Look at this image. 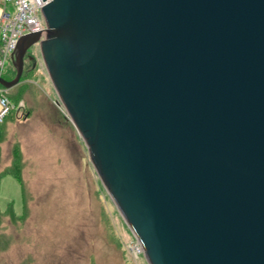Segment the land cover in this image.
Instances as JSON below:
<instances>
[{
  "label": "water",
  "instance_id": "1",
  "mask_svg": "<svg viewBox=\"0 0 264 264\" xmlns=\"http://www.w3.org/2000/svg\"><path fill=\"white\" fill-rule=\"evenodd\" d=\"M37 47L147 264H264V0H42Z\"/></svg>",
  "mask_w": 264,
  "mask_h": 264
},
{
  "label": "rangeland",
  "instance_id": "2",
  "mask_svg": "<svg viewBox=\"0 0 264 264\" xmlns=\"http://www.w3.org/2000/svg\"><path fill=\"white\" fill-rule=\"evenodd\" d=\"M24 66L19 84L6 93L19 111L0 129V174L19 168L24 202L18 181L2 177L0 210L12 204L22 217L0 218V264H147L143 255L135 257L134 237L84 142L56 105L37 47L28 51ZM15 75L9 60L2 78Z\"/></svg>",
  "mask_w": 264,
  "mask_h": 264
},
{
  "label": "built area",
  "instance_id": "3",
  "mask_svg": "<svg viewBox=\"0 0 264 264\" xmlns=\"http://www.w3.org/2000/svg\"><path fill=\"white\" fill-rule=\"evenodd\" d=\"M45 6L42 0H2L0 6V77L6 63L15 59L19 40L27 35L46 30L41 9ZM7 90L0 86V123L3 122L16 106L6 96ZM59 108L58 104H56ZM135 257L143 255L140 244L135 240L132 246Z\"/></svg>",
  "mask_w": 264,
  "mask_h": 264
},
{
  "label": "trees",
  "instance_id": "4",
  "mask_svg": "<svg viewBox=\"0 0 264 264\" xmlns=\"http://www.w3.org/2000/svg\"><path fill=\"white\" fill-rule=\"evenodd\" d=\"M8 81H10V80H8ZM12 102V101H11ZM15 106H16V104H15V102H12ZM19 111V109L17 110V109H14L11 113H10V115L3 121V122H1L0 123V129H1V127L3 126V124H4V122H6L9 118H11L12 117V115L15 113V112H18ZM22 117H27V115L25 114H23V116ZM15 162H16V164H18V160H15ZM19 170V168H15V169H13V170H6V171H4V172H2L1 174H0V180H1V178L2 177H5V176H11V177H13V178H15L17 181H18V183L20 184V186H21V189H22V196H23V202H24V193H23V186H22V178H21V175H20V171H18ZM24 213H25V206H24ZM6 215H10L12 218H21L22 216H16L15 215V213H14V211H13V206H12V204H9L8 205V207H7V210L6 211H1L0 210V218L1 217H4V216H6Z\"/></svg>",
  "mask_w": 264,
  "mask_h": 264
}]
</instances>
